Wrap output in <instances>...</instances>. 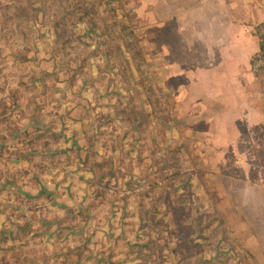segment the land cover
<instances>
[{"label":"rangeland","instance_id":"1","mask_svg":"<svg viewBox=\"0 0 264 264\" xmlns=\"http://www.w3.org/2000/svg\"><path fill=\"white\" fill-rule=\"evenodd\" d=\"M143 2L0 0V82L8 79L2 66L12 62L20 65L14 74L39 65L49 83L78 82L79 96L96 81L110 106L94 115L119 117L116 135L127 137L126 152L98 160L92 174L89 164L80 166L77 198L59 206L57 220L51 209L27 215L20 208L28 203L0 199V264H261L244 246L249 233L231 228L239 218L219 209L228 204L218 206L211 151L203 149L212 140L182 132L164 83L163 15L152 12V0ZM248 79L264 109V79L251 72ZM173 126L179 134L172 136ZM109 129L97 128L93 147L108 143ZM256 138L264 152V135ZM232 185L237 195L240 185ZM253 192L262 199L251 204L264 213L263 192Z\"/></svg>","mask_w":264,"mask_h":264},{"label":"crops","instance_id":"2","mask_svg":"<svg viewBox=\"0 0 264 264\" xmlns=\"http://www.w3.org/2000/svg\"><path fill=\"white\" fill-rule=\"evenodd\" d=\"M152 7L155 16L163 15L164 83L172 89L182 132L212 140L203 149L211 151L218 206L228 204L219 209L230 220L239 218L231 228L249 233L244 246L262 264L264 213L251 201L260 199L255 190L263 192L264 200V152L254 142L264 135V109L254 98L248 79L253 72L247 66L258 48V38L251 36L264 21V0H152ZM19 67L13 62L2 66L8 79L0 82V199L28 203L20 208L27 215L44 216L51 209L57 220L64 209L59 206H71L77 198L80 166L89 164L92 174L98 160L111 162L112 154L126 152L127 137L116 135L122 128L119 117L109 115L105 122L94 115L96 108L104 112L110 106V97L104 98L103 91L98 95L96 81L87 83L79 96L76 81L59 77L49 83L39 65L14 74ZM100 102L106 103L98 106ZM97 128H110L109 138H103L108 143L93 147ZM174 134L179 133L173 126ZM233 182L240 185L237 195Z\"/></svg>","mask_w":264,"mask_h":264},{"label":"built area","instance_id":"3","mask_svg":"<svg viewBox=\"0 0 264 264\" xmlns=\"http://www.w3.org/2000/svg\"><path fill=\"white\" fill-rule=\"evenodd\" d=\"M258 48L250 57L251 71L264 79V25H261L257 33Z\"/></svg>","mask_w":264,"mask_h":264},{"label":"trees","instance_id":"4","mask_svg":"<svg viewBox=\"0 0 264 264\" xmlns=\"http://www.w3.org/2000/svg\"><path fill=\"white\" fill-rule=\"evenodd\" d=\"M261 25H264V23H262ZM261 25H260V26H261ZM260 26H259V27H260ZM259 27H258V29H259ZM253 54H254V53H253ZM253 54H252V55H253Z\"/></svg>","mask_w":264,"mask_h":264}]
</instances>
